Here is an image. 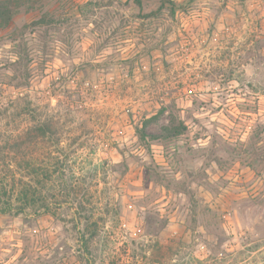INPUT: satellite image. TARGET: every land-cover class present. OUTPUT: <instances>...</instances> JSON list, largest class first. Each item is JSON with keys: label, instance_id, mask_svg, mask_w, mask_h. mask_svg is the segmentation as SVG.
Wrapping results in <instances>:
<instances>
[{"label": "rangeland", "instance_id": "rangeland-1", "mask_svg": "<svg viewBox=\"0 0 264 264\" xmlns=\"http://www.w3.org/2000/svg\"><path fill=\"white\" fill-rule=\"evenodd\" d=\"M17 3L0 132L33 109L79 187L0 213V264H264V0Z\"/></svg>", "mask_w": 264, "mask_h": 264}, {"label": "trees", "instance_id": "trees-1", "mask_svg": "<svg viewBox=\"0 0 264 264\" xmlns=\"http://www.w3.org/2000/svg\"><path fill=\"white\" fill-rule=\"evenodd\" d=\"M18 0H0V27H5L12 20ZM141 5V0H133ZM171 2V12L175 11ZM30 124L16 133L6 136L0 132V213L20 214L27 209L35 212H50L55 190L60 195L76 194L79 187L78 170L64 172L63 162L52 161L50 142L47 140L52 127L48 122H37L34 110L28 108L24 113ZM166 130L170 133L172 130ZM138 139L147 144L144 130L137 132ZM173 134L181 133L179 129ZM42 141L40 142V140ZM59 165L56 168L55 165ZM78 169V168H77ZM81 207V200H78Z\"/></svg>", "mask_w": 264, "mask_h": 264}, {"label": "water", "instance_id": "water-1", "mask_svg": "<svg viewBox=\"0 0 264 264\" xmlns=\"http://www.w3.org/2000/svg\"><path fill=\"white\" fill-rule=\"evenodd\" d=\"M77 12H74V14H76Z\"/></svg>", "mask_w": 264, "mask_h": 264}]
</instances>
